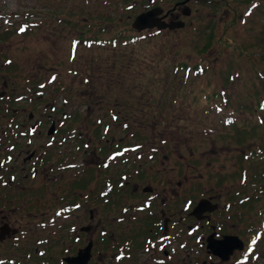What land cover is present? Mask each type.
<instances>
[{
    "label": "flooded vegetation",
    "instance_id": "1",
    "mask_svg": "<svg viewBox=\"0 0 264 264\" xmlns=\"http://www.w3.org/2000/svg\"><path fill=\"white\" fill-rule=\"evenodd\" d=\"M140 1H144L143 10L161 6L163 10L155 15L166 24L139 28L132 24L133 18L131 25L138 33L146 30L155 34L165 27L171 30L183 26L195 0H173L166 6L155 0ZM185 8L189 11L184 12ZM175 18L183 19V24L169 26L168 22ZM11 30L21 31L18 25L12 27L6 23L0 28V41L10 36ZM83 31L74 35H85L86 47L117 44L118 39L139 40L137 31L123 35L112 31L108 36ZM69 47L66 58L70 65L64 70L76 73L81 65L74 60L77 47L73 50ZM1 50L0 46V203H3L0 206V264H180L181 261V264H250L259 260L261 235L256 232L260 224L250 221L247 224L243 217L234 220L220 215L237 199L240 208L245 207L246 196L237 195L242 185L222 193L216 189L221 175L215 176L204 188L191 182L194 172H184L183 178L171 177L175 171H169L180 166L164 163L171 156L164 151L165 138L159 143L148 139L141 130L146 127L140 124L134 127V121L128 119L137 113L129 112L134 109L128 106L131 99L127 94L112 96V87L104 97L97 98L92 76L83 74L77 81L89 87L90 96L85 94L86 97L79 98L83 102L71 103L73 96L79 95L71 92L73 86H68L63 78L58 80L57 69L52 68L46 79L23 78L34 81L33 87L24 80L22 88L10 85L3 72L9 70L8 62L13 58L4 57ZM96 56L93 53L90 58L95 60ZM117 63L124 64L114 61L113 65ZM12 68L18 71V66ZM18 74L19 71L15 75ZM21 80L20 77L17 83ZM167 91L169 94V87ZM179 91L176 88L166 100L160 97L157 102L165 101L169 107L177 100ZM22 100L32 101L33 105L26 108ZM119 102L123 106L117 107ZM137 108L148 114H168L158 109L151 112L139 105ZM104 113L121 121L125 136H116L109 123L105 124L106 129L96 123L97 116ZM119 113L124 116L120 117ZM159 120L173 123L167 116ZM174 126L180 128L181 123ZM96 134L105 144L94 142ZM66 141L77 153L69 157L70 150L65 148L53 154L54 143ZM85 152L98 155L93 167L98 170L97 176H91L90 165L79 159ZM56 170L59 174L54 176ZM164 170L168 175L166 183L162 176ZM237 172L243 179V167ZM30 179L37 183L33 184ZM56 180L62 181V185L56 186L60 192L55 195L52 185ZM183 182H186L184 187ZM47 192L52 195L53 206L39 197ZM257 199L246 201V206ZM10 200L11 205L7 206L5 202ZM42 206L45 207L41 209ZM79 207L87 212V220L80 217ZM228 233L240 236L241 244L223 257L217 239ZM181 246L188 249L186 253L181 254ZM183 255H188L192 262L186 261Z\"/></svg>",
    "mask_w": 264,
    "mask_h": 264
},
{
    "label": "rangeland",
    "instance_id": "2",
    "mask_svg": "<svg viewBox=\"0 0 264 264\" xmlns=\"http://www.w3.org/2000/svg\"><path fill=\"white\" fill-rule=\"evenodd\" d=\"M155 1L166 6L173 0ZM192 4L193 9L183 26L171 30L165 27L152 34V31L146 30V33H138L131 25L133 17L146 8L144 1L140 0H0V28L10 22H13L12 27L21 22L27 24L22 31H9L10 36L0 41L2 55L13 58L8 62L9 70L3 74L10 85L22 88L23 80L28 76L46 79L51 68L57 69V79L63 78L68 86H73L71 92L79 95L73 96L71 103L74 104L83 102L84 99L79 98L85 94L90 96L89 87L79 81L83 74L92 76L97 98L104 97L112 87V96L127 94L131 99V104L127 102L128 106L134 109L129 112L137 113L128 116L134 121V127L138 124L145 126L141 130L146 132L147 138L158 140V143L165 138L167 145L164 151L171 156L165 158L164 163L180 166L178 170L169 171H175L171 177L183 178L184 172H194L196 175L191 182L204 188L215 176L221 175L216 189L222 193L242 185L243 189L237 195L253 194L256 185L251 180L259 162L252 157L251 149L261 141L259 134L263 128L255 127L254 131L251 125L264 119V59L261 61L258 54L253 53L251 40L258 31L261 32L264 24V0H195ZM80 30L90 35L97 32L104 36L112 31L121 35L137 31L139 40L125 42L118 39L117 44L86 47L85 35H74ZM206 43L209 45L204 48ZM241 44L246 47L240 49ZM68 47H77L74 60L81 65L76 73L64 70L70 65V60L66 58ZM93 53H97L95 60L90 58ZM114 59L124 64L113 65ZM180 61L189 62L192 66L200 63L203 69L192 67L188 73L174 75L175 71L170 68ZM14 66H18V75H15L18 71H13ZM20 77L22 80L17 83ZM24 81L31 87L36 85L34 81ZM168 81L169 86L172 83V88L180 90L176 95L177 100L169 107L165 101L157 102L162 95L163 85ZM45 88V85L42 86L43 91ZM22 103L26 108L33 105L32 101L22 100ZM116 104L117 107L123 106V102ZM138 105L149 108L151 112L158 109L169 115L148 114L144 109H138ZM119 114L120 117L124 116ZM164 116L173 122L172 125L160 122V117ZM102 117V122L107 119L110 130H115L116 136L126 135L121 121L112 119L107 113ZM180 123V128L174 126ZM244 126L249 129L248 132L242 129ZM96 137V144H105L97 134ZM69 146L68 141L54 143L53 154L66 148L70 150L71 157L77 151L73 152ZM178 153H183V156L179 157ZM99 154L103 156L101 152ZM97 157V154L95 156L90 152L79 155V159H84L90 165L91 176L98 175V170L96 172L93 168ZM241 167L246 170L243 179L237 172ZM199 171L202 173L199 174ZM58 174L56 170L54 176ZM162 176L166 183L168 175L165 170ZM31 182L37 183L34 180ZM185 184L182 183L183 187ZM57 185H62V181L56 180L52 185L55 195L60 192ZM183 187L179 190H183ZM51 196L47 192L39 197L53 206ZM11 201H6V205H11ZM243 203L245 207L240 208L237 199L231 208L220 215L234 220L243 217L247 224L249 221L258 222L259 226L258 209L262 206L259 197L252 205L246 206V199ZM77 212H80L82 220H87V212L81 211L80 207ZM183 236L182 233L181 238L185 241ZM259 245L260 258L250 264H264V236H261ZM181 249V254L188 250L184 246ZM187 256H184L186 261L192 262Z\"/></svg>",
    "mask_w": 264,
    "mask_h": 264
},
{
    "label": "trees",
    "instance_id": "3",
    "mask_svg": "<svg viewBox=\"0 0 264 264\" xmlns=\"http://www.w3.org/2000/svg\"><path fill=\"white\" fill-rule=\"evenodd\" d=\"M245 1L247 2L248 0H245ZM251 42H252L251 49H252L253 53L256 52V54H258L259 59H261V61H262V59H264V24L261 27V32L258 31L254 37V40L253 41L251 40ZM207 45H208L207 43L204 44V48H206ZM241 47L245 48L246 45L241 44L240 49H241ZM242 51H244V50H242ZM249 51L250 50H248V52ZM114 61L119 62L118 60H115V59H114ZM188 64L185 63V61H183V62L180 61V62L175 64L176 66H173L170 69L175 71L174 75H177L178 73L184 74L185 69H186L185 67L188 66ZM259 76H261V75L259 74ZM168 83H169V81L163 85L164 93L162 91V95L160 96L164 100H166L168 97H170V95H169L170 92L168 94V91H167L168 87L172 91L175 90L174 88L171 87V86H173L172 83H170V86ZM263 86H264V84H263ZM251 126H253L252 130H254V131H255V127L263 128V131L260 132V134H259L261 141L256 142L255 146H253V148H252V151H253L252 157H254L255 160H258L259 166L253 172L254 175H253V178L251 180V182L256 185L255 191L258 192L256 194L258 195L260 193L259 196L261 198L262 206H260L259 209H260V213H261V217H262L264 215V119L260 120V121H255V123L252 124ZM244 128L247 132L249 131V129H247V127H245V126L242 127V129H244ZM253 198H254L253 196L251 198H248L247 202L248 201L251 202Z\"/></svg>",
    "mask_w": 264,
    "mask_h": 264
},
{
    "label": "water",
    "instance_id": "4",
    "mask_svg": "<svg viewBox=\"0 0 264 264\" xmlns=\"http://www.w3.org/2000/svg\"><path fill=\"white\" fill-rule=\"evenodd\" d=\"M181 1H184V0H181ZM161 10H163L161 6H156V7L153 6V8L140 11L135 15L132 24H134V26L139 27V28L144 27V25L145 26L153 25L154 23L158 27L163 26L166 24V21L163 22V20L162 21L159 20L158 18L159 16L155 15ZM183 11L188 12L189 10L188 8H185L183 9ZM182 23H183V19L175 18V20H173L172 22L171 21L168 22V25L173 26L175 24L180 25ZM217 240H218V247H220V254L223 257H226L229 254V251H231L234 246L241 244V237L236 234H233V235H230L229 233L224 234L221 239H217Z\"/></svg>",
    "mask_w": 264,
    "mask_h": 264
}]
</instances>
